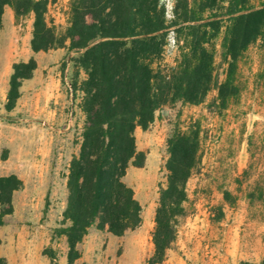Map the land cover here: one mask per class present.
<instances>
[{
    "label": "rangeland",
    "instance_id": "obj_1",
    "mask_svg": "<svg viewBox=\"0 0 264 264\" xmlns=\"http://www.w3.org/2000/svg\"><path fill=\"white\" fill-rule=\"evenodd\" d=\"M70 1L48 4L46 20L57 31L68 25ZM173 18L165 16L167 22ZM32 21V14L15 17L11 7L0 20V176L15 174L23 183L12 195L13 212L0 224V256L6 264H68L66 237L57 228L85 120L81 93L72 84L78 86L85 74L66 47L32 51ZM169 29L168 36H176L175 27ZM220 41L221 36L214 41L219 80ZM169 49L163 62L173 65L179 51L172 42ZM30 58L36 62L32 76L22 81L15 107L6 110L12 65ZM239 78V98L220 113L211 106L212 89L202 103H168L146 129L135 128L145 161L142 167L130 165L123 179L141 205V223L120 236L91 227L72 264H147L159 189L167 177V139L195 121L201 165L186 183L187 213L179 218L176 239L156 264H264V37L239 61Z\"/></svg>",
    "mask_w": 264,
    "mask_h": 264
},
{
    "label": "trees",
    "instance_id": "obj_2",
    "mask_svg": "<svg viewBox=\"0 0 264 264\" xmlns=\"http://www.w3.org/2000/svg\"><path fill=\"white\" fill-rule=\"evenodd\" d=\"M52 0H0L15 17L32 14V51L66 47L85 78L79 107L85 115L79 150L69 163L66 205L59 235L66 237L67 262L91 227L120 236L141 223V205L124 181L128 167H142L134 131L146 129L168 103L197 105L215 89L211 106L218 112L242 91L239 61L264 37V0H179L167 22L160 0H71L68 25L57 31L46 20ZM175 27V64L163 62L167 33ZM221 36L223 78L215 64L214 41ZM181 41V44H178ZM36 62L13 63L5 109L15 107L24 79ZM200 124L175 129L167 139L166 183L160 187L154 214V249L147 264L162 262L175 241L179 218L187 213L186 183L201 165ZM15 175L0 176V224L13 212L12 195L21 189ZM224 198L231 196L225 190ZM65 224V225H64ZM0 264H6L0 256Z\"/></svg>",
    "mask_w": 264,
    "mask_h": 264
},
{
    "label": "built area",
    "instance_id": "obj_3",
    "mask_svg": "<svg viewBox=\"0 0 264 264\" xmlns=\"http://www.w3.org/2000/svg\"><path fill=\"white\" fill-rule=\"evenodd\" d=\"M160 2L163 4L164 8H165V16H170L173 15V5H174V0H160ZM170 30V29H169ZM175 44V46H177V41L175 36L171 37L168 36L167 34V45H166V53H168L171 49H169L170 43Z\"/></svg>",
    "mask_w": 264,
    "mask_h": 264
},
{
    "label": "crops",
    "instance_id": "obj_4",
    "mask_svg": "<svg viewBox=\"0 0 264 264\" xmlns=\"http://www.w3.org/2000/svg\"><path fill=\"white\" fill-rule=\"evenodd\" d=\"M6 9H9V12H10V7L5 6V7H4V10L6 11ZM42 101H43V100H42ZM42 101H41V103H42Z\"/></svg>",
    "mask_w": 264,
    "mask_h": 264
}]
</instances>
